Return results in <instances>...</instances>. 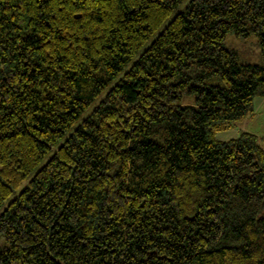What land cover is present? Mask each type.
Instances as JSON below:
<instances>
[{"label":"trees","instance_id":"trees-1","mask_svg":"<svg viewBox=\"0 0 264 264\" xmlns=\"http://www.w3.org/2000/svg\"><path fill=\"white\" fill-rule=\"evenodd\" d=\"M258 96L264 0H0V264H264Z\"/></svg>","mask_w":264,"mask_h":264},{"label":"rangeland","instance_id":"rangeland-1","mask_svg":"<svg viewBox=\"0 0 264 264\" xmlns=\"http://www.w3.org/2000/svg\"><path fill=\"white\" fill-rule=\"evenodd\" d=\"M225 44L228 48L236 53L237 60L240 63H262V53L258 43V37L251 35L249 37H242L235 33L227 35ZM193 97L186 94L184 100L189 102ZM255 113L253 116L247 118L234 129L226 132L218 133L217 138L220 140H229L237 135L240 136L241 131L253 133L259 137L264 138V98L256 97L254 101ZM238 131V133H237ZM6 244L4 238L0 235V250Z\"/></svg>","mask_w":264,"mask_h":264},{"label":"crops","instance_id":"crops-1","mask_svg":"<svg viewBox=\"0 0 264 264\" xmlns=\"http://www.w3.org/2000/svg\"><path fill=\"white\" fill-rule=\"evenodd\" d=\"M226 131H228V130H226ZM226 131H222V132H226ZM222 132H220V133H222ZM237 133H238V131H237ZM218 135V134H217ZM239 136L237 135L236 137H234V138H232V139H237ZM218 139V138H217ZM220 140V139H219ZM230 140V139H229ZM222 141H227V140H222Z\"/></svg>","mask_w":264,"mask_h":264}]
</instances>
